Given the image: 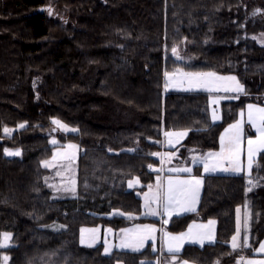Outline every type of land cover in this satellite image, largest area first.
<instances>
[{"label":"trees","instance_id":"1","mask_svg":"<svg viewBox=\"0 0 264 264\" xmlns=\"http://www.w3.org/2000/svg\"><path fill=\"white\" fill-rule=\"evenodd\" d=\"M255 6L257 0H0V237L12 234L0 257L9 255L8 264H161L152 243L107 255L103 242L83 244L81 229L159 223L109 214H142L139 193L155 181L150 166L161 158L152 153H161L164 132L187 131L168 148L177 160L187 159L219 148L222 131L248 103L264 105ZM175 68L236 74L245 90L221 100L222 118L213 122L209 93L166 90L164 74ZM53 119L78 131H54ZM5 127L13 132L5 134ZM69 143L79 151L77 195L55 198L46 181L52 170L43 161ZM9 148L21 155H6ZM252 176L258 233L264 230V152ZM136 178L141 186L130 188ZM248 187L246 173L205 175L199 210L175 218L169 229L216 218L218 239L187 245L179 260L234 264L230 240Z\"/></svg>","mask_w":264,"mask_h":264},{"label":"snow or ice","instance_id":"2","mask_svg":"<svg viewBox=\"0 0 264 264\" xmlns=\"http://www.w3.org/2000/svg\"><path fill=\"white\" fill-rule=\"evenodd\" d=\"M173 55H177V48L173 47L171 49ZM166 77L169 76L168 72L164 74ZM183 75L187 78V82L189 84L188 90L194 89H203L205 91H220L223 90L224 92H236V93H243L244 89L243 86L240 85L239 81L235 76H218L214 72L210 73H183ZM167 87V84L165 85ZM238 98V97H232ZM213 103H217V101H213ZM241 117L244 116V113L241 112ZM213 119H216V113L213 111ZM243 119L237 121L236 124L230 125L229 129L226 130L224 136L220 139L221 149L218 153H208V158H215L211 166H209V159L205 158L203 160L195 161L196 163H200L204 167L205 172H230L232 174H239L244 171V167L241 163V154H242V143H243ZM247 122L255 128L256 133L258 134L255 139L248 138L247 139V172L249 174V191H251L252 187L255 185L252 184L251 178V169L253 167L254 159L256 158V154L260 152H264V107H260L254 104L247 105ZM54 124L60 126L65 131L68 132H76L77 129L69 128L67 125L61 124L59 120H54ZM20 128H24V124L19 125ZM5 134H10L13 130L5 127L3 129ZM187 131L181 132H171L165 131L164 136L166 138L167 143L171 144V139L175 138L179 141L180 138L187 136ZM53 144H56L57 141L53 140ZM69 149L75 150L78 146L74 144L67 145ZM4 153L8 156H19L21 155L20 150H9L4 149ZM152 155L159 156L160 153H152ZM65 159L72 161L75 159V152L65 153ZM170 159V157H169ZM221 162H226L229 166L222 167ZM45 167H49L50 165L48 162H45ZM172 172H185L191 174L192 169L189 167L185 168H175L169 169ZM59 174V173H57ZM157 183V191L153 193L150 199L146 198L145 207L148 209L150 214H157L156 211L152 208V205L156 202L162 201V209L164 213H168L169 216L173 214L178 208H184L185 211H195L194 204L196 202L198 193H199V186L202 184V179L191 176L189 179H180L178 177L174 178L169 176L167 178V185L166 188L163 184L159 182ZM139 182L138 179L136 181ZM72 183L74 184L75 181L73 180ZM129 187H133L132 181H129ZM151 190V186H149ZM75 191L74 188L68 189L66 188L65 191ZM237 229L236 234L232 237V248L236 250L241 247V244L238 240L241 234V225H240V209H237ZM215 221H208V225H214ZM63 227V226H60ZM197 227H206L203 225H199ZM245 233H247V215L244 222ZM84 231H92L93 233L98 230H81ZM111 232V229H108ZM123 235L120 238V244L118 247L120 248H131L133 251H140L141 248L144 246L145 241L149 239H154L151 236V232H154V228H150L149 226H144L143 229L137 228L135 230H122ZM191 232V229H189ZM11 234L10 233H3L2 237H0V248H9L12 246L11 244ZM205 239L209 242L214 241V235L212 230L209 229L206 233H197L196 237L191 239V243H199L203 246ZM91 240L95 241V236L91 237ZM81 242H84V237H81ZM184 241V234L179 236H172L171 234L165 233L164 234V243L166 244L167 252L172 255V260L170 264H175V257L180 253L181 247ZM91 246V244H89ZM109 248H105V253L107 254L110 250ZM243 247H250L247 243V235H245ZM153 251H156L155 247H153ZM255 251V250H254ZM258 251L260 253H264V243L259 245ZM2 259L3 264H8L10 257L8 255H3L0 257ZM143 264V262H142ZM159 264V262H157ZM182 264H187V261H183ZM247 264H264V260H248Z\"/></svg>","mask_w":264,"mask_h":264},{"label":"crops","instance_id":"3","mask_svg":"<svg viewBox=\"0 0 264 264\" xmlns=\"http://www.w3.org/2000/svg\"><path fill=\"white\" fill-rule=\"evenodd\" d=\"M182 69L183 68H175V69H173V70H171L169 72H175L177 70H182ZM183 70H186V69H183ZM187 71H190V70H187ZM228 74H232V73H228ZM164 87H165V85H164ZM176 87L177 86H175V87L173 86L171 88H167L166 87V88H167L168 91H180V92L196 91V90L186 91V90H183V89H180V88H176ZM219 104L220 103H218V105ZM249 104H254V105H257V106H260V107H264L263 104L256 103V102H250L247 105H249ZM218 105H214V106L210 105L211 106V117L213 118V116H212L213 111H215V113H216V119H213V121H215V120L218 121V119L220 117L222 118V111H221V109H220V107ZM247 105L245 106V108H243V109H241L239 111L237 119L234 122L230 123L228 126H226L225 129L222 131V133L220 135V139H221V137L225 135L226 130L229 129L230 125L236 124L237 121H240L241 119H243V121H244L243 122V126H242L243 127V143H242L243 151H242V154H241V163H242V166L244 167L245 170L242 171L241 173H246V174H248V172H247V139L248 138L255 139L256 136L258 135L256 133L255 128L252 127L247 122ZM241 112L244 113L243 117H241V115H240ZM247 126L250 127L251 131H253V134H250L248 132ZM165 139L166 138L164 136L163 146L165 145V141H166ZM171 139H172V141H171L172 144H178V142L180 140H182L183 137L180 138L179 141H177L175 138H171ZM220 139H219V141H220ZM220 149H221V144H220L219 148H217L215 150L208 151L205 154L194 153L189 158L183 159V160H177V158H175V156H174L175 155L174 153L170 152L169 154H167L165 149H163L162 155L159 156L161 158L160 165H157V166L151 165L150 166L152 168V170L157 172V175H156L154 183L149 185V186H151V190H150V188L148 186V188L145 190V192L139 193L141 198H142V207H143V212H142L141 216H147V217L156 218V219L159 220V223L137 222V223L128 225V226H126V227H124L122 229L123 230H129V229L135 230L137 228L143 229L144 226H149L150 228H154L155 231L151 232V236L154 237V239L146 240L145 244L141 248V250L145 249L149 243H152L153 247H155L156 251L160 252L161 264H170V261L172 260V255L167 252L166 244L164 243V234L165 233L171 234L172 236H179L181 234H184V241L185 242H183V244H182L180 253L185 249V247L187 245H197V246L203 247L205 245L213 244V243H215L217 241L219 223H218V220L216 218H209V219H206V220H201V219L193 220L181 231L170 230L169 229V224L172 221H175V218H177V217H181V216L189 214V213H195V212H197L199 210V207H200V204H201V200H202V196H203V192H204L205 175H208V174L239 175V174H241V173L232 174L230 172H221V171L205 172L203 165L200 164V163H196L195 162V161H198V160H203L205 158H208L207 157L208 153H218V152H220ZM165 153H166V155H165ZM260 153L256 154V158L254 159V162H253V167H254V164H255L256 160L258 159ZM169 157H170V159H169ZM208 159H209V166H211V163H212V161L215 158H208ZM220 166L228 167L229 165L226 162H221ZM185 167H189V168L192 169L191 174L185 173V172L177 173V172L169 171V169L185 168ZM253 167L251 169V172L253 170ZM190 175L202 179V184L199 186V193H198L196 202L194 204L195 211H185L184 208H178L175 212H173V214L171 216H169L168 213H164L163 212V209H162V203L163 202L159 201V202H156V203H154L152 205V208L156 211L157 214H155V215L146 214L147 213L146 212V207H145L146 198L150 199L151 196L153 195V193H155L157 191V183H158V179L157 178L158 177H159V182L161 184H163L165 186V188H166L167 178L169 176L174 177V178L178 177L180 179H189ZM133 216H136V215H133ZM130 218H133V217H130ZM210 220L211 221H215V224L214 225H208V221H210ZM199 225H203V226H206V227H197ZM102 229H103V234H104L103 237H105L107 235L106 237L109 238L108 242H104L103 241V243H104V253H105V248H109V246H111V247H110V250L107 253V255L112 254L117 249L133 251V250H131V248H120V247H118V245L120 244V238L124 234L121 231L122 229L116 230V229H114L111 226H106V227L102 226ZM108 229H111L112 231L109 232ZM189 229H191V232H189ZM209 229L212 230V233H213L214 238H215L213 242H209L207 239H205V242H204L203 246H201L199 243H191L190 242L191 239L196 237L197 233H206V232H208ZM117 231L120 232L117 235L118 237L116 236V232ZM261 243H264V239L260 243L256 244L254 249H250V252H245V250H243L242 247H240V248H238L236 250H233V248H232L233 253L236 254L235 257H234V264H247L248 260H257V261L264 260V253H260L258 251L259 245ZM231 245H232V240H231ZM133 252H138V251H133ZM183 261H187V264H199V263H197L195 261H192V260H189V259H181V260H179L178 259V255L175 257V264H182Z\"/></svg>","mask_w":264,"mask_h":264},{"label":"rangeland","instance_id":"4","mask_svg":"<svg viewBox=\"0 0 264 264\" xmlns=\"http://www.w3.org/2000/svg\"><path fill=\"white\" fill-rule=\"evenodd\" d=\"M251 13H252L253 17L255 18L254 21L258 24V27H259V30L255 33V35L253 37L260 44H264V0H257V6H255L252 9ZM210 72H214L218 76H235L237 78V80L239 81L240 85H242L243 89L245 90V85L239 80V78L237 77L236 74H222V73H218L215 71L193 72V71H187V70L182 69V70H177L175 72H169V76H167L165 79V85L167 84V88L177 86L176 88H180V89L189 91L188 89L190 86L187 82V78L183 75V73H210ZM167 88H166V90H167ZM194 90L204 91V92L209 93L210 97H211V105L212 106L218 105V103H220V101L223 99L224 100L225 99H234L232 97H237L238 94H241V93H236V92H224L223 90L211 91V92L205 91L203 89H194ZM213 101H217V103H213ZM218 106L221 107L220 104ZM210 113H211V110H210ZM54 120H59L61 122V124L67 125L69 128L77 129L73 126L68 125L67 123H65L64 121H62L60 119H53V121ZM212 120H213V118H212ZM219 120H221V117L218 119V121ZM55 127H57V129H58V127L61 128L60 126H58L56 124H55ZM61 129L63 131H65L63 128H61ZM65 132H68V131H65ZM169 139H171V138H169ZM54 140H56L57 142L59 141L57 138H54ZM171 141H172V139H171ZM69 144H71V143H69ZM74 145H76V144H74ZM171 146H172V143L169 144V143L165 142V145L162 148L165 149L167 154H169L172 149H168V148H170ZM163 149H162L159 156L162 155ZM9 150H12V149L9 148ZM15 150H20V149H13L12 151H15ZM73 151L75 152V159L72 161L65 159L64 154L65 153H71ZM166 153H165V155H166ZM78 155H79V151L77 148L75 150H72V149H69L66 145L65 147L56 148L54 150L53 156L50 159L43 161L44 164H45V162H48V164L50 165L49 168L52 170L49 174H47L46 181L53 188L52 189L53 190V196L55 198H67V197L77 195V172H78L77 171L78 170L77 169V157H78ZM57 173H59V174H57ZM251 175H252V172H251ZM137 179L138 178L131 180L133 183V187H130V188L141 186V181L138 179L139 182L137 183L136 182ZM253 179L255 180V178L252 176V184L255 186L252 187L251 191H249L250 185L248 187V192H247L248 193V203H246L245 205L238 206V208H237V209H240L239 215H240V225H241V234H240V237L238 238V240L241 244L242 249L245 250V252H250V249H254L255 244L260 243L264 239L263 227H261L259 229L258 233H255V232L253 233V229H255L254 223L256 220V215L254 213L253 208H251L250 205H252L251 204L252 199H253L252 195H254V193L257 191L256 188L258 185V183L255 182ZM73 180L75 181L74 184L72 183ZM66 188H68V189L74 188L75 191H71V190L65 191ZM146 212H147L146 214H150L148 209H146ZM109 215L110 216L123 215V216H128V217H139V216H141L138 214L125 213L120 209H115ZM133 215H136V216H133ZM150 215H153V214H150ZM246 215H247V233H245V228H244V222H245ZM260 222H261V220L258 222V224ZM135 223H137V222H135ZM60 226L65 227V225H56V227L58 229L62 228ZM82 229H84V230H94V229L98 230L94 233L92 231H84V232L81 231V237L82 236L84 237L83 244H85V245L89 246V244H91V246H94V245L99 244L100 242H103V241L108 242V240H109V238L106 237L107 235L105 237H103L104 234H103V229H102L101 225L83 226ZM236 229H237V212H236ZM7 233H9V232H7ZM118 233H120V232L117 231L116 236L118 235ZM235 234H236V230H235L234 235ZM93 235L95 236L94 242L91 240V237ZM245 235H247V243L250 245V247H243ZM254 235H255V237H253ZM11 237H12V234H11ZM231 240H232V238H231ZM231 240H230V245H231ZM253 240L255 241V243ZM11 244H12V239H11ZM3 255H7V254H3ZM8 263H9V261H8ZM1 264H3V261Z\"/></svg>","mask_w":264,"mask_h":264},{"label":"bare ground","instance_id":"5","mask_svg":"<svg viewBox=\"0 0 264 264\" xmlns=\"http://www.w3.org/2000/svg\"><path fill=\"white\" fill-rule=\"evenodd\" d=\"M56 129V130H55ZM54 131H57V128L56 127H54Z\"/></svg>","mask_w":264,"mask_h":264},{"label":"water","instance_id":"6","mask_svg":"<svg viewBox=\"0 0 264 264\" xmlns=\"http://www.w3.org/2000/svg\"><path fill=\"white\" fill-rule=\"evenodd\" d=\"M52 12V11H51ZM56 130V129H55Z\"/></svg>","mask_w":264,"mask_h":264}]
</instances>
